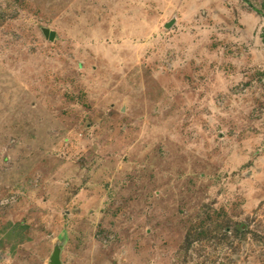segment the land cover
I'll list each match as a JSON object with an SVG mask.
<instances>
[{
  "label": "rangeland",
  "instance_id": "374dc122",
  "mask_svg": "<svg viewBox=\"0 0 264 264\" xmlns=\"http://www.w3.org/2000/svg\"><path fill=\"white\" fill-rule=\"evenodd\" d=\"M0 264H264V0H0Z\"/></svg>",
  "mask_w": 264,
  "mask_h": 264
},
{
  "label": "water",
  "instance_id": "95a60500",
  "mask_svg": "<svg viewBox=\"0 0 264 264\" xmlns=\"http://www.w3.org/2000/svg\"><path fill=\"white\" fill-rule=\"evenodd\" d=\"M172 22H169L168 24L165 25V28H169L171 26ZM44 35L49 38L50 41H52L55 37V34L50 31H44Z\"/></svg>",
  "mask_w": 264,
  "mask_h": 264
}]
</instances>
